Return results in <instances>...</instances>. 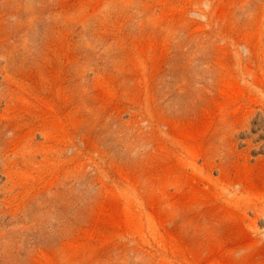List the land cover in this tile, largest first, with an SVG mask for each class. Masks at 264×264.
<instances>
[{
    "label": "rangeland",
    "instance_id": "1",
    "mask_svg": "<svg viewBox=\"0 0 264 264\" xmlns=\"http://www.w3.org/2000/svg\"><path fill=\"white\" fill-rule=\"evenodd\" d=\"M0 264H264V0H0Z\"/></svg>",
    "mask_w": 264,
    "mask_h": 264
}]
</instances>
